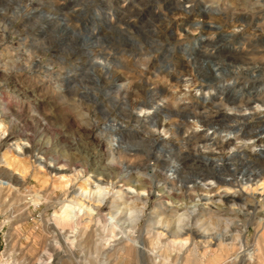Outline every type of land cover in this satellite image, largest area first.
I'll list each match as a JSON object with an SVG mask.
<instances>
[{
	"label": "rangeland",
	"instance_id": "rangeland-1",
	"mask_svg": "<svg viewBox=\"0 0 264 264\" xmlns=\"http://www.w3.org/2000/svg\"><path fill=\"white\" fill-rule=\"evenodd\" d=\"M250 48L261 51L250 60L257 69L242 72L243 80L232 82L223 93L227 102L239 98L235 94L241 86L250 93L264 90V27L258 16L230 9L225 0H0V87L16 102L6 113L18 129L13 134L0 124V174L23 170L17 186L7 188L0 176V264L13 242L16 251L33 252L25 259L39 264L47 258L48 264H55L58 254L46 257L40 248L49 230L58 233V242L61 237L66 243L91 235L97 247L107 246L105 251L115 246L116 264H260L264 222L241 217L264 214L259 187L246 191L220 186L222 196L246 195L244 201L220 205L223 216L217 220L182 225L201 231L196 234L184 230L180 236L181 224L160 215L171 210L180 215V208L190 211L194 204L197 212L217 209L186 197L187 189L204 179L239 181L264 172V144L254 153L249 150V138L264 136V104H237V111L245 112H230L216 101L219 92L203 101L205 89L189 88L186 97L191 103L200 100L203 108L181 110L175 119L171 107L182 74H196L200 83L227 84L232 67L239 66L229 57L239 50L244 56ZM206 50L215 53L209 56ZM15 86L32 93L24 98ZM135 104L144 106L142 115ZM21 105L37 117L25 119ZM164 116L178 120L170 138L156 132L166 122ZM194 118L199 119L198 133L186 137L183 132L193 127ZM56 123L68 136L91 144L100 139V146L93 144L97 152L114 163L101 174L95 166H78L73 157L23 138L38 139L44 126ZM16 144L24 145L18 155ZM155 159L156 170L174 172V185L168 186L172 193L150 179L152 169L146 163L152 165ZM4 160L18 165L6 166ZM97 182L104 193L102 209L90 213L97 196L88 191ZM85 183L87 193H81L78 187ZM65 206L76 214L69 225L54 218ZM204 231L212 241L199 237ZM176 232L179 236L173 239ZM249 254L253 261L247 259Z\"/></svg>",
	"mask_w": 264,
	"mask_h": 264
},
{
	"label": "bare ground",
	"instance_id": "bare-ground-1",
	"mask_svg": "<svg viewBox=\"0 0 264 264\" xmlns=\"http://www.w3.org/2000/svg\"><path fill=\"white\" fill-rule=\"evenodd\" d=\"M232 16V15H231ZM254 47V46H253ZM242 51V50H241ZM215 52L213 51H204V54L206 55H209V56H213ZM238 53L242 54L239 50V52L237 51H233V54L234 56L231 58L229 57V60L230 61H234V62H237L239 63V66L237 67H232L233 70H235L233 73H231L232 75L229 76V80H231L229 83L227 84H224L226 81L228 80H222L220 82V85L219 86H214L212 83H200L197 79H196V74L194 75H191V74H182L180 76V78H178V80H176L177 82V90H178V93L177 94H174L176 95V98L174 97V100L171 101V107L174 109V115L173 117L175 119H178V114L180 113V111L182 110V112L184 110H186L187 108H192V110H195L197 109V107H202L203 106L201 105L202 102H200L199 100V103L201 104H197V103H191L190 102V98L189 97H186V90L189 89V88H198L199 90L201 89H205L206 92L204 93L203 96H201V99L203 101H206V100H210L211 98V95L216 92L219 94V97H217L216 101L222 106L225 108L226 111H230V112H239V113H242V112H245L244 110L242 111H237L236 109V105L239 104V105H242V106H246L248 102H251L252 103H258L260 102V104H264V90L263 89H260L259 91H254L253 93H250L251 89H248L247 90H244V87L241 86V88H238L237 92L235 95L237 94H240L239 98H237L236 100L235 99H230L229 102L226 101V97L225 95L223 94L225 90L229 89L231 87V84L232 82L235 80V81H241L243 80V77H241L240 75H242V72H246V73H254V71L257 69L253 64L250 63V60L253 59V55H257V56H261V51H257L256 49H253V48H250V51L248 53H246L244 56H240L238 55ZM218 54V53H217ZM236 55V56H235ZM248 55V56H247ZM220 56V55H219ZM252 57V58H251ZM255 60V59H254ZM260 60V59H259ZM188 63V62H187ZM259 65V63H258ZM261 65V64H260ZM185 66V65H184ZM233 66V65H232ZM183 69V67H181ZM183 72V71H182ZM244 75V74H243ZM241 77V78H240ZM251 78V77H250ZM263 78V77H262ZM224 79V78H223ZM202 82V81H201ZM244 83V82H242ZM180 84H181V87L180 88ZM164 87L167 86L166 83H164ZM179 86V87H178ZM14 88H16V92H18V94H20L21 96H26L27 93H32V91H28L26 90V88H22L21 87H17L15 86ZM147 90H150V89H147ZM152 90H156L155 87L152 89ZM68 93V92H67ZM150 94H152L153 92L152 91H149ZM201 93V92H200ZM198 94V93H197ZM135 97V96H134ZM168 97V96H167ZM235 97V96H234ZM255 97V98H254ZM25 98V97H24ZM165 99V98H164ZM162 101V100H161ZM186 102V104H185ZM188 102V103H187ZM161 104H163L161 102ZM166 104V103H165ZM164 104V105H165ZM136 105V104H135ZM144 105V104H143ZM253 105V104H252ZM143 107L142 105L140 104H137L136 105V108H138V115H142L143 114ZM152 107V106H151ZM150 107V109H152ZM239 107V106H238ZM264 107V106H263ZM157 108V107H156ZM243 108V107H242ZM256 109V108H254ZM197 112V111H196ZM194 113V112H193ZM226 115V113L224 114ZM231 115V114H230ZM172 116V115H171ZM199 116V115H198ZM144 117V116H143ZM243 117V116H242ZM145 119L148 118V116H145L144 117ZM143 118V119H144ZM164 118L166 119V122L161 124L158 129H156V132L158 134H161L162 136H166L167 138H170L171 135H172V129L174 131V129H177V125H178V120H174V121H171L170 120V117L169 116H164ZM238 118V117H237ZM262 118L264 119V115L262 116ZM140 119V118H139ZM164 119V120H165ZM234 119V118H233ZM44 120V119H43ZM199 120V119H198ZM198 120L195 118L192 120V122L190 123L192 126V128H189V131L186 130V131H182L183 132V135H185L186 137L190 134V133H196L197 132V129L200 128V126L198 125ZM202 121V120H201ZM186 123V122H185ZM189 124V123H188ZM216 125V124H215ZM209 127V126H208ZM211 127V125H210ZM155 131V130H154ZM156 133V134H157ZM198 133V132H197ZM3 134V133H2ZM91 134V130H88L87 132V135L90 136ZM174 134V133H173ZM176 134V133H175ZM228 135V134H226ZM173 136V135H172ZM184 136V137H185ZM161 136H159V141H162V138H160ZM225 137H228V136H224ZM174 138V137H173ZM224 138L223 140H221V144L223 143L224 141ZM249 142H250V148L249 150L251 152L254 151L255 148H259V147H263V144H264V136H259V135H254L253 137L249 138ZM237 140V139H236ZM243 140V139H242ZM183 141V140H182ZM192 141V139H191ZM227 141V140H226ZM245 141V140H244ZM101 140L100 139H96L93 141V144L98 147L100 146L101 144ZM194 142V141H193ZM164 143V142H163ZM183 143V142H182ZM184 144V143H183ZM215 145V144H214ZM225 145V144H224ZM228 145V144H227ZM226 145V146H227ZM229 146V145H228ZM223 145H221V149H222ZM24 148V145L23 144H16L15 145V153L20 154L21 150ZM203 149H209V147H207L206 145L202 146ZM237 148V147H236ZM198 149V148H197ZM200 150V149H199ZM198 150V151H199ZM254 153V152H253ZM112 160V159H111ZM14 163V164H17L18 163L15 161V160H12V161H7V160H4V164L6 166H11V164ZM50 164V163H49ZM126 165V164H125ZM160 165V164H159ZM156 167H157V161L156 159L153 160L152 162V165H149L148 162L146 163V168H150L152 169L151 170V175H150V179L153 181V180H157L158 183H161V187L160 188H167L168 189V186H173L174 185V179H175V175H174V172H170V173H162L163 171H158L156 170ZM153 168H155L153 170ZM177 170V169H176ZM19 172L17 174H0V176H4L6 178V183H2L3 185L5 184V186L7 188L9 187H13L14 186H17L19 185L20 183H22V180H23V170H18ZM175 171V170H174ZM15 175V176H14ZM246 178V177H245ZM228 179V178H227ZM256 179V180H255ZM208 180V179H207ZM211 180V179H210ZM204 181L198 186H195V187H191L187 189V194H189L188 196H186L188 199H191L192 201H194V203H198L200 201H203L204 203H208L210 205H217L218 208L217 209H201L200 212H197V207L198 205L194 204L192 205V207L190 208V211H187L185 207H182L180 208V215H177V210H171L170 213H161V217L163 218V220H171V219H175V221L177 222V225L180 223V228L178 227V229L180 230V236H181V232L184 231L185 232H188V233H191V234H196L198 232H201V231H198L196 229H189V230H186L182 225H187V224H193V225H199L202 221V219H206L207 221H210V220H217L219 219L220 217L223 216V214H221V211L220 209L222 210V206H224V204H232L234 206H236V203L237 202H241V201H244V197L246 196H243V195H236V194H233V196H230V197H226L225 195L222 196V194H220L218 191L220 189V186H224V187H227L228 189H231V188H244L246 191H250L252 186L254 187H259L260 191H264V172L258 174L257 176H255L254 178H247V179H240L239 181H233V180H229L228 182L223 180L220 181V182H215V181ZM143 181L144 183V180H141ZM262 181V182H261ZM253 182V183H252ZM258 182H261L259 185ZM1 183V182H0ZM98 184H96L95 188H93V190H89L88 191V194H94L97 196V199L95 201V205L91 208L90 210V213H98L101 211V206H100V203L102 201V198L104 197V193L101 191V184L100 182H97ZM65 187L67 186V182H65L63 184ZM88 186V183H85L83 186H79L78 189L80 190L81 193H87V190H86V187ZM246 186V187H245ZM172 188V187H171ZM168 189L167 192H171L172 193V189ZM13 189V188H12ZM165 190V189H164ZM253 190V189H252ZM191 192H196V195L193 196V194H191ZM247 199H248V202L251 203V199L249 198V196H247ZM247 201V200H246ZM247 202V203H248ZM256 203V202H255ZM261 206H264V199H262V201L260 202ZM221 205V207H220ZM250 204L248 203V206ZM242 207H247V204L246 203H242ZM69 207L68 206H65L64 207V210L63 212L60 214V215H55L54 218L55 220L59 223V224H68V223H71L73 218L76 217V214H72L70 212H68V209ZM116 209V208H115ZM189 210V208H188ZM240 211V210H239ZM93 215V214H92ZM242 216L241 217H248L249 220H253V219H258L260 222H264V214H262L261 216H258V215H255L252 213V215H248V214H241ZM100 216V215H99ZM69 225V224H68ZM201 228V227H199ZM177 231V230H176ZM203 231V230H202ZM156 234V233H155ZM179 236V234H177L176 232V235H172L171 237L174 239V238H177ZM200 238L202 239H210L212 241L213 238H210L209 236L206 235L205 231L203 233H201V235L199 236ZM216 241V239H214ZM261 246V245H260ZM243 245H240L239 248H242ZM256 249H255V253H259L260 252V249H259V242L257 241L256 243ZM126 253V252H125ZM130 253V252H128ZM253 255V254H252ZM256 255V254H255ZM127 256V255H126ZM129 256V255H128ZM254 256V255H253ZM125 258V257H124ZM251 261H253V257H251V254H249V258H247ZM39 264H42V261L39 262Z\"/></svg>",
	"mask_w": 264,
	"mask_h": 264
},
{
	"label": "clouds",
	"instance_id": "clouds-1",
	"mask_svg": "<svg viewBox=\"0 0 264 264\" xmlns=\"http://www.w3.org/2000/svg\"><path fill=\"white\" fill-rule=\"evenodd\" d=\"M225 3L230 9L243 10L251 15L258 16L261 20V26L264 27V0H225ZM7 63V61H5ZM16 106V102L9 97L4 88L0 87V124L9 129L10 133L15 134L18 129L16 123L7 119L6 108ZM24 109L23 117L27 120H32L37 117V113L26 105H21ZM37 124L39 120L37 119ZM23 135V133H20ZM39 138L31 135H23L26 140H33L35 145H40L41 148L52 153H63L64 155L73 157V163L78 166L88 164L95 166L103 174L107 170V166L114 163L110 158H106L103 154L97 152L96 147L78 136H68L62 128L60 123L49 128L44 126V131L36 134ZM119 215V212L117 213ZM123 235H127L124 233ZM58 233L49 230L47 238L42 240L40 248L47 257L52 253H57L55 264H116L114 259L116 255L115 246L108 248L105 251L106 245L97 247L94 243V238L89 235L85 238L80 235L75 242H61L57 241ZM13 248L5 249V259L3 264H36L35 260H27L25 256H32V251L18 252ZM63 243V246H61ZM51 248L52 252L46 250ZM78 254V255H77ZM19 259H15V257ZM42 264H48L45 258ZM260 264H264V258L261 259Z\"/></svg>",
	"mask_w": 264,
	"mask_h": 264
}]
</instances>
